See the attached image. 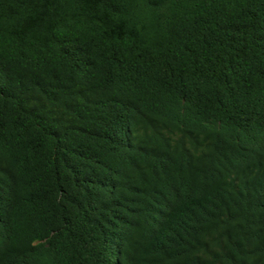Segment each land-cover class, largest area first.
<instances>
[{"label":"trees","instance_id":"obj_1","mask_svg":"<svg viewBox=\"0 0 264 264\" xmlns=\"http://www.w3.org/2000/svg\"><path fill=\"white\" fill-rule=\"evenodd\" d=\"M0 264H264V0H0Z\"/></svg>","mask_w":264,"mask_h":264}]
</instances>
